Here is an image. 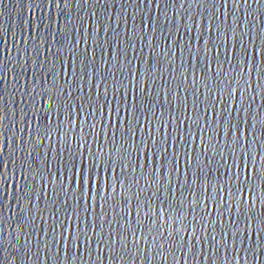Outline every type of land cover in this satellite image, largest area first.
Segmentation results:
<instances>
[{"label": "water", "instance_id": "1", "mask_svg": "<svg viewBox=\"0 0 264 264\" xmlns=\"http://www.w3.org/2000/svg\"><path fill=\"white\" fill-rule=\"evenodd\" d=\"M262 46L264 0H0V264H264Z\"/></svg>", "mask_w": 264, "mask_h": 264}, {"label": "snow or ice", "instance_id": "2", "mask_svg": "<svg viewBox=\"0 0 264 264\" xmlns=\"http://www.w3.org/2000/svg\"><path fill=\"white\" fill-rule=\"evenodd\" d=\"M260 0H257V3H259ZM221 6H223V4H221ZM209 31H211V29H209ZM235 39V37H233ZM261 51H264V46H262ZM252 53L253 55H255L256 53V49L253 47L252 48ZM244 55L247 56L248 55V50H245ZM127 111V110H126ZM93 159V163L92 165H90L88 168H83L82 167V176H81V189L84 188L85 184L91 185L92 183H94L95 181H97L100 177L99 173H95L93 171L95 164V157L92 158ZM69 163H71V167L73 169H75L77 167L76 162L70 161ZM83 164V162H81ZM66 167L68 166L67 163L65 165ZM75 175V173H74ZM240 177L238 176L237 179H239ZM244 179L246 181L249 180V175L246 172L244 175ZM251 185L252 188H256L259 191V197L261 199H264V165L261 166V168L259 170H257L255 168V166L252 167L251 169ZM252 188H249L248 184H245V189L248 190L249 192L252 191ZM251 204V201H249V205ZM247 220L245 221V224L247 226ZM247 231V227L245 228V232ZM255 231V230H253ZM261 233H264V218H262V223H261ZM61 235H63V233H61ZM84 237H85V241H87V231L85 230L83 233ZM223 239V237H222ZM247 239L245 238L244 241H241V243H246ZM261 245H262V249H264V237H262L261 239ZM255 254L253 253V256Z\"/></svg>", "mask_w": 264, "mask_h": 264}]
</instances>
